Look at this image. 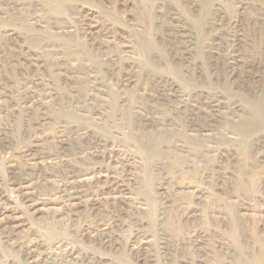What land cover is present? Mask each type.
<instances>
[{
    "label": "rangeland",
    "instance_id": "obj_1",
    "mask_svg": "<svg viewBox=\"0 0 264 264\" xmlns=\"http://www.w3.org/2000/svg\"><path fill=\"white\" fill-rule=\"evenodd\" d=\"M260 9L0 0V219L14 228L0 230V264H74L66 249L75 264H264ZM239 37L260 53L242 87L226 67ZM53 159L66 167L43 182L26 168ZM73 180L87 190L74 218ZM32 196L45 209L29 212ZM107 224L111 240L96 231Z\"/></svg>",
    "mask_w": 264,
    "mask_h": 264
},
{
    "label": "bare ground",
    "instance_id": "obj_2",
    "mask_svg": "<svg viewBox=\"0 0 264 264\" xmlns=\"http://www.w3.org/2000/svg\"><path fill=\"white\" fill-rule=\"evenodd\" d=\"M264 16V10L260 9L258 17H262ZM257 23L259 25H261V23H259V21L256 19ZM260 53L254 52V51H249V50H245L242 46V40L241 37H239V40L236 38L235 39V44H234V48L231 51L229 60L226 61V67H227V78L229 80V82L231 83L232 86H234L235 83H238V86H245L246 84L249 83L250 80H252L254 77L255 72H257V70L259 69V65H260ZM30 61V60H29ZM5 85V84H4ZM236 86V85H235ZM3 91V90H2ZM1 96V94H0ZM2 97V96H1ZM210 110L214 109L213 108H209ZM40 141V140H39ZM264 142V139H263ZM61 144V143H59ZM64 144V143H63ZM43 146V145H42ZM37 148V147H36ZM45 153V152H43ZM28 154V153H27ZM105 154V153H104ZM102 152H94V154H89V156H92V159H100L103 155ZM62 155V154H61ZM28 156V155H27ZM57 156V155H56ZM63 156V155H62ZM41 157V156H40ZM31 158V157H30ZM48 159V158H47ZM59 159V158H58ZM58 159H53V161H50L49 163L46 164V166L43 164H34L33 163H28L26 164V168H32L35 170L36 176L35 178L38 181H45L46 177H50L51 174L50 173H45V171H43L42 168H52V167H56L57 169L59 167H63L66 164H64L65 161L58 160ZM40 160V159H39ZM32 161H35L32 160ZM46 161V160H45ZM70 161V160H69ZM40 162V161H39ZM25 166V165H24ZM121 166V165H120ZM33 167H39L40 170L36 172V168ZM66 167V166H65ZM123 167V166H122ZM55 171V173L60 172L59 170ZM65 169V168H64ZM29 170V169H28ZM54 170V169H53ZM61 170V169H60ZM30 172V171H29ZM65 172V171H64ZM34 173V172H33ZM28 174V173H27ZM26 174V175H27ZM54 174V172H53ZM61 174V173H60ZM59 176V175H58ZM28 178V177H27ZM100 177H96L95 179H98ZM32 179V178H31ZM33 181V180H32ZM47 182V180H46ZM37 183V182H36ZM114 183V182H113ZM28 184V183H27ZM46 184V183H45ZM66 184V185H64ZM64 188H65V194L68 193V201H70L69 205L67 204L68 209H61L62 212H64V214H69V216L71 217H75V213L77 211V209H75L76 207H78L80 205V201L82 196L84 195V193H86L87 190L83 189L82 187L83 185V180L82 181H76L73 180L72 182L70 181H66L64 183ZM68 184V185H67ZM20 185V184H19ZM28 186V185H25ZM114 186V185H113ZM20 187V186H19ZM41 187V186H40ZM29 188V187H28ZM17 189V188H16ZM21 189V188H20ZM26 189V188H25ZM37 189V188H36ZM28 190V189H27ZM41 190V189H40ZM64 190V189H63ZM62 191V190H61ZM60 191V192H61ZM119 191V190H118ZM18 192V191H17ZM25 193V192H24ZM29 194V193H28ZM112 194V193H111ZM27 195V194H26ZM32 195V194H31ZM39 195V194H38ZM21 196V195H19ZM38 197V196H37ZM65 197V196H64ZM25 198V197H24ZM62 199V198H61ZM27 200V198H26ZM25 200V201H26ZM66 200V199H65ZM112 200V199H111ZM24 201V202H25ZM46 201V200H45ZM67 201V202H68ZM26 202H28V206L26 209H28V211L30 210L32 213H37L36 211H40L43 205V202L38 198H36V200H33V196H32V200H27ZM66 202V203H67ZM65 204V203H64ZM95 204V203H94ZM92 205V204H91ZM90 205V206H91ZM98 205V204H97ZM99 207V206H98ZM45 209V208H44ZM76 210V211H75ZM29 211V212H30ZM92 212H95L96 209H91ZM59 213V212H58ZM12 214V213H11ZM2 218L0 219V230L3 232L5 230H7L9 232L8 236H10V234L14 231V228L12 225H10L9 222V217L7 215L2 214ZM9 215V214H8ZM31 215V214H30ZM56 215V214H55ZM16 216V215H15ZM33 216V215H32ZM14 219V218H13ZM73 220V219H72ZM14 221V220H13ZM12 221V222H13ZM113 222V221H112ZM105 224V223H104ZM106 226V225H105ZM108 226V227H107ZM106 228H103L101 230H97L98 234H104L105 239H110L111 240V231L108 230L109 227L110 229H112V225L107 224ZM117 227V226H116ZM115 229V228H114ZM114 236V235H113ZM103 241V240H102ZM112 243V242H111ZM28 246V245H27ZM109 246L112 248L113 244ZM26 248V247H25ZM137 248V247H136ZM141 248V247H140ZM113 249V248H112ZM133 250V249H132ZM117 251V250H116ZM40 252V245L39 244H34L29 246L28 248V254L29 255H33V256H37ZM113 252V251H112ZM118 252V251H117ZM28 255V256H29ZM60 255V254H59ZM62 256L65 258H71L74 260V264L76 262V260L73 258V252L70 249H66L65 251H62ZM84 258V257H83ZM35 262V261H34ZM34 262H29L30 264H34ZM80 262V261H79ZM40 264H48L47 261L45 259H41V263ZM78 264V263H77ZM81 264V263H79Z\"/></svg>",
    "mask_w": 264,
    "mask_h": 264
}]
</instances>
